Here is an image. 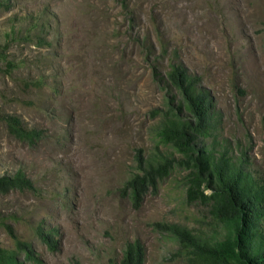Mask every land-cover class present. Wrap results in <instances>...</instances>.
I'll use <instances>...</instances> for the list:
<instances>
[{"label":"rangeland","instance_id":"obj_1","mask_svg":"<svg viewBox=\"0 0 264 264\" xmlns=\"http://www.w3.org/2000/svg\"><path fill=\"white\" fill-rule=\"evenodd\" d=\"M0 50V177L23 171L35 186L0 194V246L15 249L11 226L38 258L23 264H112L136 239L146 264H187L156 226L208 224L187 172L140 207L126 194L138 155L181 158L153 114L179 101L166 78L178 58L214 100L218 131L200 143L246 151L264 180V0H0ZM10 116L41 132L35 144L10 134Z\"/></svg>","mask_w":264,"mask_h":264},{"label":"trees","instance_id":"obj_2","mask_svg":"<svg viewBox=\"0 0 264 264\" xmlns=\"http://www.w3.org/2000/svg\"><path fill=\"white\" fill-rule=\"evenodd\" d=\"M163 47L168 45L164 43ZM173 61L166 78L179 101L171 98L166 111L155 110L153 114L163 118L156 131L158 143L172 146L181 158L163 153L147 159L138 155V171L128 180L126 194L140 207L149 192L159 190L162 181L177 170L186 171L180 179L187 201L205 206L209 222L198 232L156 224L177 242L178 257L187 264H264V180L250 170L246 151L235 157L229 146L220 150L200 143L201 139L214 138L218 131L214 100L209 92L200 89L201 77L190 74L179 58ZM7 123L10 134L18 140L35 144L41 137L40 131L25 128L17 116L8 117ZM34 188L23 171L0 177V194ZM7 230L16 247L0 246V264H23L20 253L26 260L36 262L32 244L21 240L11 226ZM37 232L44 244L56 249L53 232L42 226ZM146 258L145 244L136 239L126 244L120 261L112 264H146Z\"/></svg>","mask_w":264,"mask_h":264}]
</instances>
